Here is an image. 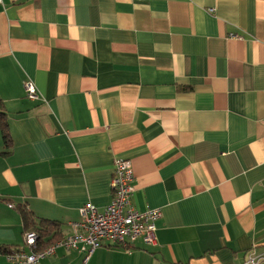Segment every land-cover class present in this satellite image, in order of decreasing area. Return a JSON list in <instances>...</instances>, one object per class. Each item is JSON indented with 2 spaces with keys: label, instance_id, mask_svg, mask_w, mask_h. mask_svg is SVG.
<instances>
[{
  "label": "crops",
  "instance_id": "obj_1",
  "mask_svg": "<svg viewBox=\"0 0 264 264\" xmlns=\"http://www.w3.org/2000/svg\"><path fill=\"white\" fill-rule=\"evenodd\" d=\"M0 98V264L35 231L22 207L64 236L86 203L103 211L119 158L135 208L161 211L156 243L36 264L264 255V0H0Z\"/></svg>",
  "mask_w": 264,
  "mask_h": 264
},
{
  "label": "built area",
  "instance_id": "obj_2",
  "mask_svg": "<svg viewBox=\"0 0 264 264\" xmlns=\"http://www.w3.org/2000/svg\"><path fill=\"white\" fill-rule=\"evenodd\" d=\"M27 95L30 99L39 98L37 88L27 83ZM134 172L131 160L119 158L111 180L112 200L100 211L98 207L88 202L81 208L82 219L67 223L70 233L51 244L44 250H39V235L35 231L25 233L23 247L14 248L6 253L8 264H34L55 252L58 246L85 250L91 255L104 244L110 246L129 247L138 238L155 244L156 221L161 216L159 209L140 211L132 203ZM11 204V207H14ZM264 260V255L249 256L246 264H258Z\"/></svg>",
  "mask_w": 264,
  "mask_h": 264
},
{
  "label": "trees",
  "instance_id": "obj_3",
  "mask_svg": "<svg viewBox=\"0 0 264 264\" xmlns=\"http://www.w3.org/2000/svg\"><path fill=\"white\" fill-rule=\"evenodd\" d=\"M0 127L3 134V144L5 151L3 154H9L12 150V141L8 130L7 111L4 102L0 98ZM22 213L27 229H34L39 235V250H44L51 244L57 242L64 237L62 233V225L56 221L48 219H39L35 214L26 208L22 207ZM36 232V233H37ZM18 248V247H17ZM12 250L10 247L6 249V253Z\"/></svg>",
  "mask_w": 264,
  "mask_h": 264
},
{
  "label": "bare ground",
  "instance_id": "obj_4",
  "mask_svg": "<svg viewBox=\"0 0 264 264\" xmlns=\"http://www.w3.org/2000/svg\"><path fill=\"white\" fill-rule=\"evenodd\" d=\"M133 245H134V243L131 244L128 248L131 249L133 247ZM125 248H127V247H125Z\"/></svg>",
  "mask_w": 264,
  "mask_h": 264
},
{
  "label": "rangeland",
  "instance_id": "obj_5",
  "mask_svg": "<svg viewBox=\"0 0 264 264\" xmlns=\"http://www.w3.org/2000/svg\"><path fill=\"white\" fill-rule=\"evenodd\" d=\"M41 259V258H40ZM39 261V260H38ZM34 264H36V262L34 263Z\"/></svg>",
  "mask_w": 264,
  "mask_h": 264
}]
</instances>
